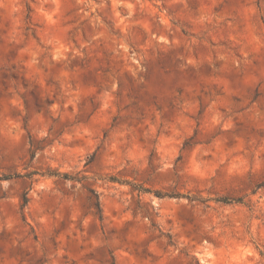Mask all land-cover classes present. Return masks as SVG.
I'll return each instance as SVG.
<instances>
[{"label": "clouds", "instance_id": "1", "mask_svg": "<svg viewBox=\"0 0 264 264\" xmlns=\"http://www.w3.org/2000/svg\"><path fill=\"white\" fill-rule=\"evenodd\" d=\"M0 264H264V0H0Z\"/></svg>", "mask_w": 264, "mask_h": 264}]
</instances>
